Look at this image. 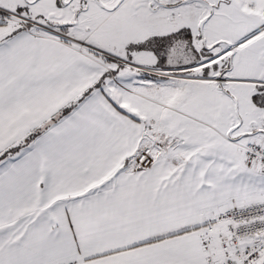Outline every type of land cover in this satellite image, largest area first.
I'll return each mask as SVG.
<instances>
[{
	"label": "snow or ice",
	"instance_id": "6c2138e0",
	"mask_svg": "<svg viewBox=\"0 0 264 264\" xmlns=\"http://www.w3.org/2000/svg\"><path fill=\"white\" fill-rule=\"evenodd\" d=\"M0 264H264V0H0Z\"/></svg>",
	"mask_w": 264,
	"mask_h": 264
}]
</instances>
